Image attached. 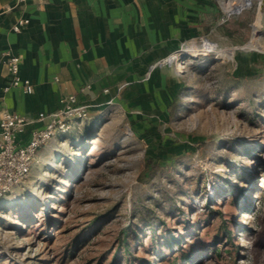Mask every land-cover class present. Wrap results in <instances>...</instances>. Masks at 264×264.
<instances>
[{"label": "rangeland", "instance_id": "374dc122", "mask_svg": "<svg viewBox=\"0 0 264 264\" xmlns=\"http://www.w3.org/2000/svg\"><path fill=\"white\" fill-rule=\"evenodd\" d=\"M249 1L188 0L187 39L157 61L171 104L118 106L39 149L0 200V264H171L180 251L264 264V0Z\"/></svg>", "mask_w": 264, "mask_h": 264}, {"label": "crops", "instance_id": "0c3cea01", "mask_svg": "<svg viewBox=\"0 0 264 264\" xmlns=\"http://www.w3.org/2000/svg\"><path fill=\"white\" fill-rule=\"evenodd\" d=\"M187 3L0 0V108L34 120L23 142L49 122L39 120L40 114L49 116L71 96L89 114L75 127L95 123L118 106L171 104L157 61L187 39ZM20 19L29 23L14 32ZM5 52L20 56V75L32 83V94L20 87L5 90Z\"/></svg>", "mask_w": 264, "mask_h": 264}, {"label": "built area", "instance_id": "2783aa9c", "mask_svg": "<svg viewBox=\"0 0 264 264\" xmlns=\"http://www.w3.org/2000/svg\"><path fill=\"white\" fill-rule=\"evenodd\" d=\"M25 2L26 0H19ZM27 19H20L14 26V32H20L28 25ZM8 67L10 79L5 87L22 88L27 94H32V83L20 75L21 58L11 52L2 54ZM49 117V122L40 130H33L29 138L28 128L34 120L17 112L0 108V200L10 194L12 190L25 183L31 173L33 163L39 149L49 140L59 134L72 131L78 122L89 119L88 110L79 105L77 98L68 97L60 101V107L49 116L40 114L38 119Z\"/></svg>", "mask_w": 264, "mask_h": 264}, {"label": "trees", "instance_id": "16d2710c", "mask_svg": "<svg viewBox=\"0 0 264 264\" xmlns=\"http://www.w3.org/2000/svg\"><path fill=\"white\" fill-rule=\"evenodd\" d=\"M145 172L146 173L141 175V178H140L141 180L143 179V181H144V179L146 181H149L155 175V170L153 167L151 168L150 163L146 165V171ZM224 231H226L225 235H227V239H231L230 233H228V231L225 230V228H224ZM174 241H175V239L173 240V242L170 243V247L172 248V247H174V245L179 247L178 240H177V242H174ZM214 244H216V241L214 242ZM220 252H221V250H216L217 254H220ZM162 255H163V253H159V256H162ZM197 255H198V253L193 254V255L192 254L189 255V254H186V253L180 251V252L174 254L173 261L171 262V264H192L194 261V258Z\"/></svg>", "mask_w": 264, "mask_h": 264}, {"label": "water", "instance_id": "95a60500", "mask_svg": "<svg viewBox=\"0 0 264 264\" xmlns=\"http://www.w3.org/2000/svg\"><path fill=\"white\" fill-rule=\"evenodd\" d=\"M241 11V10H240ZM240 11H235V12H233V13H239ZM251 42L248 44V45H246L245 46V48H249V49H253V47H251ZM232 52L234 51V50H231ZM233 54V53H232Z\"/></svg>", "mask_w": 264, "mask_h": 264}, {"label": "bare ground", "instance_id": "6f19581e", "mask_svg": "<svg viewBox=\"0 0 264 264\" xmlns=\"http://www.w3.org/2000/svg\"><path fill=\"white\" fill-rule=\"evenodd\" d=\"M250 2L249 0H247V3ZM228 10V6L225 7Z\"/></svg>", "mask_w": 264, "mask_h": 264}]
</instances>
